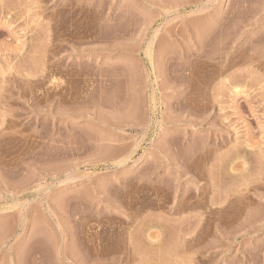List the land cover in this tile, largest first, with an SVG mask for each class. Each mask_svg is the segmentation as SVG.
<instances>
[{
    "label": "rangeland",
    "instance_id": "rangeland-1",
    "mask_svg": "<svg viewBox=\"0 0 264 264\" xmlns=\"http://www.w3.org/2000/svg\"><path fill=\"white\" fill-rule=\"evenodd\" d=\"M0 264H264V0H0Z\"/></svg>",
    "mask_w": 264,
    "mask_h": 264
},
{
    "label": "bare ground",
    "instance_id": "bare-ground-1",
    "mask_svg": "<svg viewBox=\"0 0 264 264\" xmlns=\"http://www.w3.org/2000/svg\"><path fill=\"white\" fill-rule=\"evenodd\" d=\"M18 82H19V81H18ZM18 82H17V83H18ZM184 198H185V197H184ZM184 200H185V199H184ZM196 203H197V202H196ZM181 204H183V202H182ZM198 204H199V203H198ZM185 205H186V204H185ZM178 209H179V208H178ZM149 228H150V227H149ZM150 240H153V239H151V237H150ZM155 240H157V238H155ZM155 240H153V241H155ZM153 241H152V242H153Z\"/></svg>",
    "mask_w": 264,
    "mask_h": 264
}]
</instances>
